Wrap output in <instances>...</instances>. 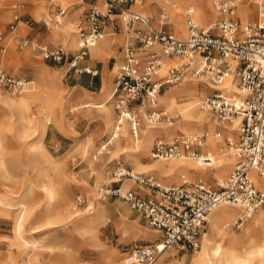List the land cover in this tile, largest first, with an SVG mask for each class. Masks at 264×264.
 I'll return each instance as SVG.
<instances>
[{"label":"rangeland","instance_id":"rangeland-1","mask_svg":"<svg viewBox=\"0 0 264 264\" xmlns=\"http://www.w3.org/2000/svg\"><path fill=\"white\" fill-rule=\"evenodd\" d=\"M69 1L72 0H63L60 8L66 9ZM164 1L159 8L158 19L161 21L160 17L164 15L166 25L163 28L173 34L180 22L184 28L183 13L187 6L195 8V16L200 19L201 27L213 24L218 18L217 14L210 15V18L203 12L206 0ZM214 1L210 0L211 7ZM257 1L264 4V0H240L241 6L237 17L242 22L246 21L240 13L243 8L251 9L246 22L255 21ZM23 2L37 4L38 1L0 0V12L9 11L8 17L0 21V36L5 42V54H0V62L14 77L32 82L27 91L20 96L11 95L0 89V264H127L125 260L132 249L159 243L162 236L148 227L143 218L131 211L125 202L99 196L98 190L104 183L110 182L115 167L119 164L134 174L151 176L165 187L177 186L181 183L180 175L163 180L150 170L152 164L157 162L170 165L184 160L192 162L196 160L180 158L167 162L155 161L150 158L155 140L169 142L174 137L191 136L201 132H207L209 137H212L213 133L219 132V138L212 137L214 142H217L213 149L216 160V156L225 158L219 153L226 155L229 153L224 146V138L235 141L237 134L232 132L231 137L224 132L225 129L216 131L207 129L210 124L225 128L228 125L217 123L210 113L200 109L201 101L214 93L209 84L202 78L186 77L179 84L164 89L158 97L157 109L165 112L166 118L162 117L157 122L149 124L160 130L155 132L157 134H154L151 140L147 155H143L140 148L142 144L144 145V128L148 125L145 106L133 104L139 111L138 139H132L128 123L125 122L119 128L117 137L111 140L118 120L114 98L106 104L103 103L102 109L92 106L85 108L92 102L75 101V93L64 76L67 66L48 63L29 48H20V41L17 38H24L26 33H20L19 30L12 34L10 42L7 43L5 40L8 33L6 27L13 14L11 7ZM138 4L132 10L149 17L150 15ZM152 6L153 1L148 2L145 8H153ZM21 13L24 14L22 8ZM206 17L209 20L206 21ZM45 22L48 23L50 30L56 29L53 18L46 16ZM152 24L159 28V23ZM66 31L68 32V29ZM72 31L75 34V39H72L74 44L70 46L69 36L61 43V47L69 52L77 48L78 34L75 33L77 25L72 27ZM184 38L185 34L180 39ZM119 43H123L122 40ZM41 46L55 48L50 47L47 42ZM162 62L159 76L165 75L170 66L180 63L178 59L166 58ZM118 67L119 63H116L113 74ZM185 81H197V91L191 90L190 95L183 94L181 90ZM231 84L230 90L220 89L221 92H235V81L233 80ZM39 91L43 95L24 103L26 97L33 96ZM111 93L112 91L107 95L108 99ZM167 96L173 98L171 102L175 104L173 107L160 104V99ZM188 100L199 104L196 110L202 113L203 125L186 134L181 126L180 110ZM106 115L110 119L109 129L106 125ZM170 124L172 126H169ZM47 128L68 138L61 148L49 146L45 142L44 134ZM170 128H173V131L165 137L163 129ZM228 158L231 157L227 155L225 159ZM214 159L207 170H212ZM234 161L233 159L231 167L219 177L217 183H220L219 180L221 182L226 180ZM210 175L214 177V174L209 172L203 175L185 174L184 179H188L185 182L201 181L216 189L218 186L216 179L209 180ZM171 178L176 180L168 181ZM123 181L132 184L128 180ZM47 190L51 192V195H47L50 199L46 196ZM78 198L83 202L79 203ZM260 210H264V207L254 214ZM254 214L252 216H255ZM235 220L230 226L232 234L235 235L234 253L243 257L245 254L264 250V230L256 226L250 236L244 235V230L252 218L238 229L235 228ZM203 233V236L205 234L209 236L208 240L212 247L224 248L226 238L210 233L209 223ZM203 236L197 251L183 252L170 248L155 264L191 263L201 251Z\"/></svg>","mask_w":264,"mask_h":264},{"label":"built area","instance_id":"built-area-1","mask_svg":"<svg viewBox=\"0 0 264 264\" xmlns=\"http://www.w3.org/2000/svg\"><path fill=\"white\" fill-rule=\"evenodd\" d=\"M98 1L103 10L93 6L88 11L86 25L78 31L74 53L67 54L61 47L41 46L28 38L20 41V48H29L51 64L66 63L68 70L74 73L95 75L96 71L79 63L104 37L110 17L119 16L127 35L135 37L139 45L136 48L128 45L123 50V62L114 73L115 89L111 98L115 100L118 113L116 128L122 126V119L126 120L133 138L138 137L140 126L139 111L133 104L147 107L148 121L157 122L166 118V114L157 109L158 97L164 89L179 84L186 77L202 78L211 86L225 80L235 81V92L213 90L200 105L219 124L231 125L238 120L236 140L224 138L223 141L234 157V165L216 189L201 181H181L177 186L165 187L151 176L133 174L118 164L110 182L98 190L101 197L125 202L148 227L161 234L159 243L135 247L125 260L128 264H155L170 248L197 251L207 225L206 218L216 206L227 205L240 210L234 222L236 229L264 207V4L257 1L255 21L241 24L235 16L240 0H215L213 7L218 18L206 28L194 22L193 9L187 7L184 10L185 38L180 39L163 28L164 15L160 17L161 27L156 28L146 17L128 10V6L139 0ZM20 21L16 13L8 26L9 33L16 32ZM3 53L5 46L0 44V54ZM165 58L178 59L180 63L159 76ZM31 84L8 73L0 62V89L20 96ZM207 137V132H201L174 137L169 142L155 140L151 158L164 162L188 158L205 168L210 167V153L198 151ZM212 137L219 138V132ZM123 180L132 182L136 188L125 190L114 186ZM256 180L261 183L256 184ZM78 201L83 202L80 198Z\"/></svg>","mask_w":264,"mask_h":264},{"label":"crops","instance_id":"crops-1","mask_svg":"<svg viewBox=\"0 0 264 264\" xmlns=\"http://www.w3.org/2000/svg\"><path fill=\"white\" fill-rule=\"evenodd\" d=\"M37 1H38L37 4L31 3V2H23V3L15 4L17 5L16 9L13 8V6H15L13 5L11 7V10L13 11L11 18H13V16L16 13L20 15L21 21L17 24L16 31L19 30L20 33H26L24 38H28L31 41H35L40 45L42 43L47 42L49 43L50 47H55V48L61 47V43L68 36H69V44L70 46H72L74 44L72 39H75L74 38L75 34L72 31V27L77 25V32L75 33L78 34V31L84 28L86 25V14L88 13V11L93 6L102 8V5L98 0H72V1H69L70 3L66 5V9L60 8L63 0H37ZM152 1H153V6H152L153 8H145L146 4ZM170 1L172 2V0ZM163 2L165 1L164 0H139L138 5H140V8H143V11H145L146 13L150 15L149 17H147L146 15H143L140 12H135L132 10L133 8H136L137 4H132L128 6V10L146 17L151 24L154 23L157 25L159 23L160 24L159 27H161V21L158 19V11ZM21 8L24 10V14L21 13ZM8 13L9 11L0 12V21L5 20L8 17ZM205 13H207L209 17L211 18L210 14L206 10H205ZM46 16L53 18L54 24L56 25V29L50 30V28H48V23L45 22ZM118 18L119 16H116V15L110 17V21L108 22L106 29H105L104 37L98 42V44L94 48L89 49L88 56L86 57V59L79 63V66L81 67H86L90 69L92 72L96 71L97 73L95 75H91L87 73L77 74L72 71H69L68 67L66 68L64 72V76H66L67 78L66 82L68 83L69 87L73 89L75 93L76 102H83V101L92 102L91 104L101 105V108L99 109H102L104 107V104L108 103L112 99L111 98L112 93L115 89V78L113 74L115 65L116 63H119L120 65L123 62L122 52L126 46L131 45L136 48L139 45V42L135 37L127 35L124 24L120 22ZM207 20H209V18L206 17V21ZM11 21L7 24V27H6V31L8 33L6 34L5 40L6 41L8 40V42H10L11 39L13 38L12 34L9 33L8 31V26L11 23ZM165 25L166 23L163 25V27ZM171 27L172 26H170V28ZM62 29H64L65 32ZM67 29H68V32L66 31ZM167 31L171 32L169 30ZM76 36H77V42H78V35ZM24 38L18 37L17 40L21 41ZM3 39L4 38L2 37L0 44H3L5 46L4 44L5 42L3 41ZM120 40H122L123 43L120 44L119 43ZM75 50L71 52L69 51H65V52L67 54H72L74 53ZM155 51L158 52L159 50L155 48ZM168 60H171V59H168ZM60 65L62 67L67 66L66 63L60 64ZM195 89L197 91V83H196ZM111 91L112 93L108 99L107 95ZM109 121H110L109 116L106 115V125L108 129L110 127ZM229 127L230 126L225 128L223 126H217V125L210 124L207 126V129L213 130V131L225 129L224 132H228L230 130ZM233 132L236 133L234 130ZM67 139L68 138L66 136H63L61 133L57 131L54 132V131L49 130L48 128L45 130L44 140L49 146L61 148ZM122 145H119V146L121 147ZM198 151L200 153H203L204 151L207 153H211V155L213 156L212 157V160H213L214 154H213L211 145L206 144V147L204 149L200 148ZM150 158H151V153H150ZM229 168H227L226 170H228ZM226 170H224V168L220 164H216L213 162L211 171L207 170L206 168L200 165L199 167L195 166V168L188 167L186 169V174L203 175L204 173L209 172L212 175L214 174V177L210 175L211 178H208V179L209 180L216 179V183H217V180L219 179V177L223 175L226 172ZM215 172L217 174H215ZM182 176H185V175H182ZM172 179L176 180V178H171L168 181ZM219 181L221 182V180ZM124 183L125 181H122L121 183L115 184L114 186H121L122 188H125V189H135L136 188L134 185L130 184L129 182L127 183V186L124 187L123 186ZM227 207H230V206H227Z\"/></svg>","mask_w":264,"mask_h":264},{"label":"bare ground","instance_id":"bare-ground-1","mask_svg":"<svg viewBox=\"0 0 264 264\" xmlns=\"http://www.w3.org/2000/svg\"><path fill=\"white\" fill-rule=\"evenodd\" d=\"M240 6L241 5L239 4L237 9H236V17H237V13H238ZM189 7L193 9L192 17H193L194 22L198 26H200L199 23L201 24V21L197 16H195V8L193 6H188V8ZM205 10L210 15L216 14L214 7H211V5H210V0L205 1L204 8H203L204 13H205ZM240 13H241V17L243 19H246V21H247L248 20L247 17L251 13V9L243 8V9H241ZM183 21H185L184 15H183ZM239 22L241 24L245 23V22H242L240 19H239ZM159 26H160V24L158 25V27ZM208 26H209V24L205 27H201V26L200 27L206 28ZM174 33H175L177 38H182V36L185 34V28H183V25L181 26V22L179 23L178 28L176 30H174ZM7 43H8V40H7ZM94 47H92V48H94ZM4 54L5 53H3L2 55H4ZM184 83L185 84L183 85L182 90H181L183 92V94L190 95L189 93L191 90L193 92H196L195 86H196L197 81H187V82L185 81ZM217 86H219V87H217ZM217 86H211L209 84V87L212 88L213 90H217V89H219V90L220 89L230 90V88H232V84L229 82V80H225L222 84L217 85ZM40 95H43V94H42V92L39 91L33 96H28L25 98L24 103H27L32 98H38V96H40ZM172 100H173V98L171 96H167L164 99H160V104H162L163 106L164 105L168 106V107H171V105H172V107H173L175 104H173V103L171 104ZM21 104H23V103H21ZM90 106H92L93 108H97V109L101 108V106H99V105L97 106L94 104H87L85 106V108L90 107ZM197 106L199 108V104L194 103V101H187L186 103H184V105L181 106V110H180V114H181V118H182L181 126L184 128V131L186 132V134L188 132L192 131L193 129H195L197 127H201L203 125L202 113H200L196 110ZM200 109H201V107H200ZM125 122H126V120L122 119V125ZM146 124H148V125H146V127L144 128V140H143L144 145L142 144L140 147L141 153L143 155H147V153L150 150L151 140L154 138V136H155L154 134H157L155 132L160 130V128L158 129V128L149 126V124H150L149 121ZM237 124H238V120H235V121H233V123L231 125H228V126H230L229 127L230 130L226 133L229 134L231 137L233 135V133H232L233 130H235L237 127ZM170 126H172V125L170 124ZM119 128H116L114 126V135L111 138V140L115 139L117 137V132L119 131ZM129 129H130V126H129ZM172 131H173V128L163 129L162 133L164 134L165 137H168ZM132 138H133V136H132ZM133 139H138V137L133 138ZM215 142L212 139V137H207V139L203 143L202 149H204L206 147V144H207V145H211V148L213 150L215 148ZM218 149L219 148L217 147V152L219 153L220 150L218 151ZM219 154L225 156V158L227 155L230 156L229 153H227V155L224 153L223 154L219 153ZM210 156L213 157L211 155V153H210ZM230 157L231 158L225 159V158L216 156V160L214 158L213 159L215 160L214 163L220 164L224 168V170H226L233 163L234 157H232V156H230ZM199 164L200 163L197 161L192 162V161H187V160L174 162L168 166L154 162L152 164V168L150 170L154 171L163 180H166L172 176L178 177L180 175L181 176L180 181H187L188 179H184L185 176H182V175L186 174V169L188 167L189 168H195V166L199 167L200 166ZM222 183H223V181L220 183H217V184H222ZM255 183L260 184L261 182L259 180H256ZM123 186L126 187L127 183L125 182ZM46 193H47L46 196L51 195V192L49 190H47ZM239 211L240 210L238 208H235V207H227V205H223V206L218 205L209 213V215L206 218V221H207V224L209 223V225H210V233L212 232V234L214 233L217 236L221 235V236L225 237L226 238L225 246H224V248H214L211 246V243L208 240L209 236L207 234H205L204 236L202 235L203 236V244H202L201 251H199L198 256L193 258L191 260V263H189V264H212V263L213 264H252V263L264 264L263 263L264 262V250H258L257 252H251V253H248L247 255L245 254V256H243V257L237 256L233 251V241H234L235 235L232 234L230 226L233 225V221L235 220V217L239 216ZM252 215L250 217V218H252V221L249 223V226L244 230V235H247V236H250L252 230L255 229L256 226H260L264 230V210H260L257 214H255V216H252Z\"/></svg>","mask_w":264,"mask_h":264}]
</instances>
